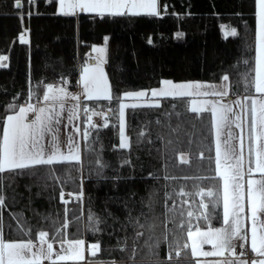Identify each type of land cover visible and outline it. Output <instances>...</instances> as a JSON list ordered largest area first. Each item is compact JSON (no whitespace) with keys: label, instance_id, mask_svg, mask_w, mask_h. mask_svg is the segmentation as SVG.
<instances>
[{"label":"trees","instance_id":"16d2710c","mask_svg":"<svg viewBox=\"0 0 264 264\" xmlns=\"http://www.w3.org/2000/svg\"><path fill=\"white\" fill-rule=\"evenodd\" d=\"M158 3V16L105 14L101 17L88 12L59 14L57 0H35L31 4L22 0L20 8L16 7V0H0V56L8 57L3 62L6 67H0V130L5 117L13 113L7 110L8 105H24L30 88L36 89L41 99L46 90L44 85H65L60 83L62 77L67 80L66 87L75 88L79 66L92 56L93 45L101 43L105 36V68L114 97L128 90L153 88L164 78L217 82L225 74L229 75V94H251L245 92L244 74L254 66L255 0H158ZM220 23L235 28L237 35L225 38ZM21 34H25L27 43L20 41ZM243 60H248L249 65L242 63ZM86 100H81L82 107L87 106ZM88 102V108L99 107L108 116L107 127L103 126L104 118L94 123L96 129L91 139L98 138L95 144L98 151H89L81 137L82 164L52 166L59 181L48 178L52 168L47 166L22 176L5 173V239L28 238L17 227L13 219L16 214L27 221L24 227L31 228L33 240L38 239L39 230L51 233L52 220L70 222L66 233L61 232V238L83 237L87 247L99 243L97 255H88L92 261L194 264L190 249H184L180 256L175 251L187 242L189 227L209 226L201 215L204 209L199 207L201 199L207 203L209 198L196 193L209 187L217 190L218 196L220 193V179H209L216 176L214 161L211 164L208 161L209 156L214 157V151H208L213 149L210 113H204L201 119L200 114L190 110L187 98L162 99L159 108H126V133L131 146L119 149V129L113 126L118 121L107 112L109 107L117 108V100ZM85 127L88 124L82 120V128ZM141 132L148 135L136 143ZM168 140L173 143L167 144ZM181 152L188 155V164L180 162ZM98 155L108 165L100 176L96 174ZM125 159L131 163L122 164ZM82 178V203L71 202L69 197L65 200L70 202L65 204L61 192L79 193ZM182 191L190 195H179ZM149 194H154L150 209ZM190 210L194 212L192 217L187 216ZM89 211L103 221L99 232L93 233L87 227ZM141 213L155 220L157 227L152 236L160 243L155 255L150 253L144 244L149 235L146 232L135 241L133 260V236L141 229L128 223L129 215L135 218ZM215 213L210 226L221 223V205ZM141 223H144L142 216ZM125 237L128 246L121 251Z\"/></svg>","mask_w":264,"mask_h":264},{"label":"snow or ice","instance_id":"6c2138e0","mask_svg":"<svg viewBox=\"0 0 264 264\" xmlns=\"http://www.w3.org/2000/svg\"><path fill=\"white\" fill-rule=\"evenodd\" d=\"M28 2L31 4L35 0H28ZM255 5L257 18L256 56L254 66L244 74L247 81L245 92L251 91L252 94L244 95L242 99L231 100L229 103L222 102L229 95L228 74L222 76L220 84L174 83L165 80L162 82L163 87L159 89L129 91L125 92L123 97L113 96L103 70L98 67H84L80 81H78L82 84L83 95L87 100L103 99L109 102L113 99L117 100L118 107L115 109L109 107L107 112L110 115H115L118 121V125L113 126H118L119 129V149H128L131 146L130 139L125 134L126 108L136 109L145 106L159 108L161 100L168 98L180 100L202 96L218 98L200 102L196 99L191 100L190 110L200 114L201 119H203L204 113H210L211 128L209 133L214 136L215 156H209L208 161L210 164L214 161L216 176L209 179L219 178L222 181L219 196L217 190L212 187L201 188L196 193L202 198H209L207 203L203 199L199 202V207L204 209L201 215L206 222H209V227L206 231L201 230L198 226L195 231L189 227L187 242L182 249L175 251L176 256H180L184 249H190L191 257L196 258L194 264H248L247 260L242 258L245 255L243 249L248 243H250L251 250L260 257L252 264H264V0H255ZM22 6V0H16V7ZM58 11L62 15H75L77 11H80L96 13L101 17L105 14L113 16L160 15L158 0H59ZM221 27L224 30L225 38L237 35V30L231 26L222 25ZM19 39L22 43L28 42L25 39V34H21ZM95 50L104 52L103 48ZM7 60V56H0V67H6L3 62ZM242 63L249 65L248 60H243ZM60 83L66 85V78L62 77ZM40 84L43 85V82L41 81ZM44 88L46 90L43 91L42 99L36 89L30 88L28 99L24 105L17 106L15 103H10L7 110L12 111L13 114L7 115L2 130H0V264H44V261H50V264L72 261L74 264H78L85 260V241L83 239L61 238V232L66 233L70 223L68 221L60 223L58 220H52L51 233L47 230H39L38 239L33 240L31 228L24 227L27 221H23L22 215L17 217L16 214H13L17 227L28 238L5 239L3 218V211L7 207L4 195L5 173L15 177L45 166L52 168L55 164L68 163L80 166L82 164L80 137L89 151H98L95 147L98 138L91 139L92 133L96 129L92 117L103 115V113L87 107L81 109L79 97L72 95L66 90V87L59 86V84L48 83L44 85ZM69 97L75 103L66 106V98ZM128 98L138 100L145 98L149 103L126 104L120 102ZM232 105H235L238 110H234ZM175 107L176 105H173V108ZM81 112L86 118L88 127L82 128L79 123H74L79 119ZM174 114L178 115V113ZM104 119L103 126L107 127L108 116H104ZM61 128L64 129L63 132ZM69 128L71 131H68ZM173 131L176 130L173 129ZM146 135L148 133H139L136 143H140ZM158 139L163 138L158 137ZM172 143V140L167 141V144ZM212 150V148L208 149L210 152ZM200 157H203V152L200 153ZM179 159L183 164L190 162L188 155L184 152L179 154ZM95 163L96 174L100 176L108 165L103 161L101 155L97 156ZM130 163V160L127 159L122 161V164L125 165ZM75 170L79 171V167H76ZM255 174H259V178H254ZM48 178L53 181L60 179L55 175L54 168ZM164 178L175 179V177ZM67 182V180L64 181V183ZM82 188L83 178L81 179V191L76 194H68L72 198L71 202L82 203ZM60 195L65 204L70 202L65 200L63 191ZM153 195L149 194V209ZM179 195H190V193L182 191ZM221 204L223 226L211 227L210 221L216 215V208ZM209 208L211 211H208ZM67 211L66 209V213ZM181 214L183 215V213ZM193 215V211L187 212L188 217ZM141 216L144 218V223H141ZM141 216L133 218L129 215L128 223L133 228L141 229V231H136L133 236L134 244L131 257L133 260L136 253L135 241L144 237L146 232L149 235L144 244L150 253L155 255V249L159 247L160 243L159 239L154 240L152 236L157 227L155 220H150L144 213H141ZM200 218L197 216V219ZM75 219L78 220L79 217H75ZM245 221L249 226H246ZM58 223H60L59 228L56 227ZM101 223H103L101 218L89 211L88 229L93 233L99 232ZM53 242L59 244L58 251L54 249ZM237 242H240L239 245ZM209 244L212 246L211 250L205 251L203 246ZM127 246L125 237L119 250L123 251ZM237 246L241 249L239 254ZM88 251L91 256L97 255L100 251V244H89ZM226 253L229 255L226 256ZM200 257H218L219 259L202 261L199 259ZM168 259H172L171 253Z\"/></svg>","mask_w":264,"mask_h":264},{"label":"rangeland","instance_id":"374dc122","mask_svg":"<svg viewBox=\"0 0 264 264\" xmlns=\"http://www.w3.org/2000/svg\"><path fill=\"white\" fill-rule=\"evenodd\" d=\"M58 9H59V0H58V6H57V11H58ZM59 12V11H58ZM222 25H228L227 23H220V29H221V32L223 33V35H225L224 34V30L222 29ZM233 28V27H232ZM256 29H257V18H256ZM255 40H256V30H255ZM100 48H103L104 49V52H98V51H96L95 49H100ZM255 49H256V41H255V47H254V55H255V53H256V51H255ZM106 50H107V38H106V36L103 38V41L101 42V43H99V44H95V45H93V47H92V49H91V52H92V56L90 57V58H88L87 60H84V62L79 66V74H78V81H80V78H81V74H82V71H83V68L84 67H90V68H93V67H98V68H100V69H102L103 70V73L105 74V76H106V78H107V82H108V84L110 85V83H109V80H108V76H107V72H106V68H105V66H106V59H107V52H106ZM93 61V62H92ZM165 80H170V81H173L174 83H185V82H201V83H205V84H220V83H222V79H220V81H217V82H210V81H205V80H201V79H187V80H172V79H170V78H164V79H162V81H161V83H160V85H158V86H155V87H153V88H143V89H136V90H128V91H125V92H129V91H141V90H151V89H159V88H161V87H163V81H165ZM78 81H77V86H75V88H76V90H74L76 93H74L75 95L74 96H78V97H83V98H85L84 97V95H83V87H82V84H80V83H78ZM229 84V83H228ZM111 87V86H110ZM111 92H112V90H111ZM125 92H123L121 95H120V97H123V94L125 93ZM73 95V94H72ZM68 99V98H67ZM188 99V102H189V107L191 108V100L192 99H196L198 102L199 101H205V100H216V99H218L217 97H213V96H202V97H195V98H187ZM107 102H109V101H107ZM112 102V101H111ZM110 102V103H111ZM120 102H123V103H126V104H132V103H136V104H147V103H149V101L147 100V99H145V98H141V99H136V98H128V99H123L122 101H120ZM115 103V102H114ZM86 104H87V106L90 104V102H88V100H86ZM116 104V103H115ZM116 107H118V102H117V105H116ZM91 110H96V111H99V112H102L103 113V115H100V116H94V117H99V118H97V120L99 121V119L100 118H104V114H105V111L103 110V109H101V108H99V107H95V106H91ZM125 113H126V109H125ZM125 121H126V114H125ZM125 134L127 135V133H126V128H125ZM119 139H120V137H119ZM221 184V183H220ZM221 208H222V206H221ZM222 222V221H221ZM223 225H215V226H211V227H214V228H219V227H222ZM247 226H249V225H247ZM197 227V226H196ZM196 227H194V228H192V230L193 231H195V228ZM198 227H200L201 228V230H204V231H206L207 230V228L209 227V226H198ZM15 240H20V239H15ZM70 240H76V238L75 239H70ZM190 243V242H189ZM53 247H54V249L55 250H59V244H57V243H55V242H53ZM204 247V250L205 251H210L211 250V248H212V246L209 244V245H204L203 246ZM84 254H85V249H84ZM227 254V253H226ZM196 258H194V260H195ZM199 259H201L202 261H213V260H216V259H219L218 257H200ZM245 260H247V262H248V264H252V262L253 261H255V260H258V259H260V258H258V259H256V258H244ZM66 262H68V261H66ZM87 262H89L90 264H103V263H97L96 261L94 262V261H91L90 259H89V261H87V259L85 258V260L84 261H82V262H78L79 264H87ZM65 263V262H64ZM72 263V261H69V264H71Z\"/></svg>","mask_w":264,"mask_h":264},{"label":"crops","instance_id":"0c3cea01","mask_svg":"<svg viewBox=\"0 0 264 264\" xmlns=\"http://www.w3.org/2000/svg\"><path fill=\"white\" fill-rule=\"evenodd\" d=\"M57 6H58V0H57ZM78 12H80V11H77V13ZM76 13V14H77ZM256 41V40H255ZM255 56H256V53H255V55H254V58H255ZM93 62V61H92ZM59 86H62V87H66L65 85L63 86V85H59ZM66 90L68 91V92H70L71 94H73V95H75L74 93H76L74 90H76V88H73V89H70V88H68V87H66ZM228 92H229V87H228ZM252 94V93H251ZM244 95H246V94H243V93H241V94H236V95H231V94H229L228 95V97H226V98H224V100L222 101L223 103H229L231 100H236V99H242L243 98V96ZM248 95H250V94H248ZM83 99V97H79V100H80V104H81V100ZM200 102V101H199ZM73 103H75V101H73L70 97L67 99L66 98V106L67 105H71V104H73ZM233 106V108H234V110H238V109H236L235 108V105H232ZM82 108V107H81ZM10 114H13V113H10ZM10 114H8V115H10ZM7 117V116H6ZM6 117H5V119H6ZM66 122V121H65ZM74 123H79L80 125H81V127H82V120H81V117H79V119L78 120H76V121H74ZM61 131L63 132L64 131V129L63 128H61ZM68 131H71V128H69L68 129ZM236 131H239V130H236ZM63 138V137H62ZM80 139V146H81V137L79 138ZM213 151H214V136H213ZM214 156H215V152H214ZM246 159H247V156H246ZM254 178H259V174H255V176H254ZM246 179H247V177H246ZM220 190L222 189V181L220 180ZM65 194V199H68L69 198V196H68V193H64ZM221 206H222V204H221ZM246 212H247V208H246ZM245 223H246V226L248 225V222L247 221H245ZM219 225H223V220H222V222L219 224ZM218 225V226H219ZM68 239V238H67ZM77 239H83L84 240V238L82 237V238H77ZM68 240H70V239H68ZM239 243L240 242H237V245H239ZM241 251V249L239 248V246H237V253L239 254V252ZM243 252L245 253V255L242 257L243 259L244 258H256V259H258V258H260V257H258L257 256V254L256 253H254L252 250H251V247H250V243H248V244H246L245 245V248L243 249ZM85 258L87 259V261H89V258H88V255H89V251H88V247L86 246V244H85ZM227 255H229V254H226V256ZM92 261V260H91ZM95 262V261H94ZM97 263L99 262H101V261H96ZM101 263H103V262H101ZM44 264H50V261H44ZM62 264H69V261L68 262H62ZM71 264H74V262H72ZM79 264V263H78ZM84 264V263H83ZM87 264H90L89 262H87ZM104 264V263H103Z\"/></svg>","mask_w":264,"mask_h":264},{"label":"built area","instance_id":"2783aa9c","mask_svg":"<svg viewBox=\"0 0 264 264\" xmlns=\"http://www.w3.org/2000/svg\"><path fill=\"white\" fill-rule=\"evenodd\" d=\"M82 115H83V112H82ZM84 116V115H83ZM85 117V116H84Z\"/></svg>","mask_w":264,"mask_h":264}]
</instances>
